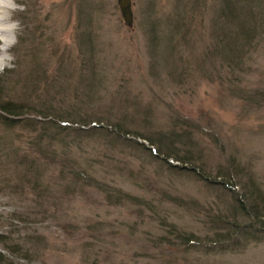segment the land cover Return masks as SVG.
I'll return each instance as SVG.
<instances>
[{
    "label": "rangeland",
    "instance_id": "rangeland-1",
    "mask_svg": "<svg viewBox=\"0 0 264 264\" xmlns=\"http://www.w3.org/2000/svg\"><path fill=\"white\" fill-rule=\"evenodd\" d=\"M58 1L44 22L50 32L20 41L16 67L0 74L5 102L51 104L67 128L49 144L38 131L0 124V264H264V242L207 254L184 252L172 237L156 244L166 235L160 219L204 237L206 217L229 214L231 200L168 169L182 167L174 159L152 158L149 139L114 128L136 107L156 130L183 120L211 180L237 161L264 191V105L244 99H264V35L232 75L213 55L222 0H131V27L118 0ZM112 188L140 202L107 196ZM6 245L32 253L22 259Z\"/></svg>",
    "mask_w": 264,
    "mask_h": 264
},
{
    "label": "trees",
    "instance_id": "trees-1",
    "mask_svg": "<svg viewBox=\"0 0 264 264\" xmlns=\"http://www.w3.org/2000/svg\"><path fill=\"white\" fill-rule=\"evenodd\" d=\"M221 4L224 6V11L219 16L221 21L217 29L212 31L214 34L213 55L218 58L217 60H221L222 64L227 65L230 74L234 75L235 72L242 71L244 58L249 55L253 41L261 39L264 35V0H222ZM56 92L58 90H55L54 94ZM244 99L249 106L264 105V99L258 98L256 94H249ZM54 109L51 104L49 108L42 105L36 110L23 103L13 104L9 100L5 102L0 93V124L4 129L21 125L29 128L31 132L38 131L49 144H52L54 140L60 141L62 134L66 133L65 129L67 130L57 124L61 120V115ZM145 115L146 113H142L136 107L128 119L119 120L120 122H117L114 128L132 133L136 137L149 139L150 145L155 149V154L149 153L152 158L158 159L161 155L165 157V159L162 158L163 160L174 159L182 167L168 164V169L194 176L209 186L216 185L231 200L228 205L229 214L219 212L215 217H206L207 234L204 237L186 229H180L175 223L167 222L166 218L160 219L159 229L166 235L158 236L155 240L156 244L172 245L174 243L171 241L172 237L179 246L181 244L185 247L184 252L193 250L207 254L236 252L250 243L264 242V191L257 185L252 172L237 161H233L229 165L230 168H220L215 178L211 180L210 174L206 173V160L196 148H193L194 136L190 130L188 131V125L183 120L173 119L165 131V128L156 130L152 128V120ZM126 120L134 124L133 129H124L123 122ZM143 126L146 127L148 137L143 136L138 130ZM135 145L144 148L143 144L135 142ZM217 178L220 179L217 180ZM237 186L243 190V193L239 194L236 191L239 189ZM106 194L127 203L140 202L137 197L123 193L119 189L112 188ZM184 205L182 204L183 207ZM5 238L4 235H0V244ZM5 250L10 254L23 253L22 259H26L28 253H32L31 249L27 248L24 251L19 246L6 245ZM0 263H4V256L1 253Z\"/></svg>",
    "mask_w": 264,
    "mask_h": 264
},
{
    "label": "bare ground",
    "instance_id": "bare-ground-1",
    "mask_svg": "<svg viewBox=\"0 0 264 264\" xmlns=\"http://www.w3.org/2000/svg\"><path fill=\"white\" fill-rule=\"evenodd\" d=\"M17 2L25 5V10L22 12H17L15 16V18L19 19L21 21V24L23 25V33L18 37V41H21L22 43H31L36 40L38 41L43 39V34L45 35L46 30L48 29L47 32L49 33L50 28H52L50 27V23L44 22L47 21V19H49L51 15L54 17L56 11L62 9L61 5L63 4L62 1L59 2L58 0H17ZM51 11L53 12V14H51ZM75 27L77 26L75 25ZM47 38H50V34ZM42 45H44V43ZM14 48L11 49V51H13ZM58 60L60 61L61 57Z\"/></svg>",
    "mask_w": 264,
    "mask_h": 264
},
{
    "label": "clouds",
    "instance_id": "clouds-1",
    "mask_svg": "<svg viewBox=\"0 0 264 264\" xmlns=\"http://www.w3.org/2000/svg\"><path fill=\"white\" fill-rule=\"evenodd\" d=\"M25 10L17 0H0V74L16 67V57L11 51L18 44L23 25L16 19V13Z\"/></svg>",
    "mask_w": 264,
    "mask_h": 264
},
{
    "label": "water",
    "instance_id": "water-1",
    "mask_svg": "<svg viewBox=\"0 0 264 264\" xmlns=\"http://www.w3.org/2000/svg\"><path fill=\"white\" fill-rule=\"evenodd\" d=\"M118 10L122 21L127 27H131L133 23V11H131V0H118Z\"/></svg>",
    "mask_w": 264,
    "mask_h": 264
}]
</instances>
